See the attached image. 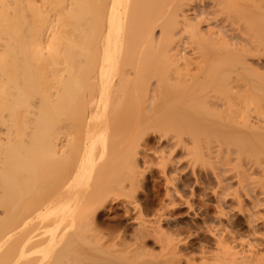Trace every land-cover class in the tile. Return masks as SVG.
<instances>
[{
    "label": "bare ground",
    "instance_id": "obj_1",
    "mask_svg": "<svg viewBox=\"0 0 264 264\" xmlns=\"http://www.w3.org/2000/svg\"><path fill=\"white\" fill-rule=\"evenodd\" d=\"M0 264H264V0H0Z\"/></svg>",
    "mask_w": 264,
    "mask_h": 264
},
{
    "label": "rangeland",
    "instance_id": "obj_2",
    "mask_svg": "<svg viewBox=\"0 0 264 264\" xmlns=\"http://www.w3.org/2000/svg\"><path fill=\"white\" fill-rule=\"evenodd\" d=\"M162 181H163L162 179H161V180H159V179L157 180V184H158V182H159L160 184H158L159 186L156 187V188H158V189L155 188V193H156L157 191H158V192L154 195L155 197H154V196L150 197V198H152V199L157 197L156 199H154V202H153V210H154V209H157V202H158V200H160L161 197L164 195V193H163V190H164V189L161 187L162 184H163ZM190 181H191V180H190ZM152 182H153V181H152ZM152 182H151V181H148V184L153 185L154 183H152ZM191 182H192V181H191ZM150 185H149V186H150ZM155 186H156V185H155ZM150 187H151V186H150ZM197 189H198V188H196V189H194V190L197 191ZM141 194H143V193L140 192V194L138 195V197H137V199H136V201H137L138 203H140V204H141V203H144V201H145L144 194H143V195H141ZM142 198H143V199H142ZM210 198H211V199H210ZM208 199H210V201L212 200V196H211L210 194L208 195ZM155 205H156V206H155ZM116 207H117V206H114V211H112V212L109 213V215L111 214L109 217L106 216L107 218H106V217L104 218V221H105V222H110V220H111V222H114V221H113L114 219H111L110 217L115 218V217H117V216H118V217H117L118 220L115 219L116 221H119V220H120L121 222L125 221V219L122 218L123 212H122L120 209L116 208ZM154 207H155V208H154ZM210 208H211V209H210ZM209 209H210V210H208L209 213H210L211 211H213L211 206L209 207ZM178 213H179V216H177V217H178L177 219H178V222L180 223L179 226H181V229H182L181 232H182L183 234H184V232H187V231H189V232L191 231V232H192V230H193L192 228L195 227L196 222H197V224H199L198 221H196V222L193 221V220L190 221L191 218H188L189 216H188V217L186 216V214H185V213H186V210H185V209H180V212H179V210H178ZM178 213H177V215H178ZM211 213H212V212H211ZM211 213H210V214H211ZM116 214H118V215H116ZM120 217H121V218H120ZM109 218H110V219H109ZM148 219H149V218H148ZM179 219H180V220H179ZM181 219H182V220H181ZM187 219H188V220H187ZM239 219H240V221H239ZM242 219H243V217H237V219H236V221L239 222L238 224H239L240 229H244V228H245V227H244V223H242V222H243ZM185 220H186V221H185ZM126 222H128L127 219H126V221L123 222V224H121V225H122V226L124 225L125 227L127 226L128 229H129V226L126 225V224H127ZM192 222H193V223H192ZM190 223L193 224L192 227H191V224H190ZM194 223H195V224H194ZM184 224H185V225H184ZM188 224H189V225H188ZM187 225H188L189 227H188ZM122 226H121V227H122ZM124 226H123V227H124ZM187 227H188L189 229L191 228V230H188ZM193 237H194V238H193ZM202 238H203V237H202ZM191 239H192V240H195L196 237H195V236H191Z\"/></svg>",
    "mask_w": 264,
    "mask_h": 264
}]
</instances>
